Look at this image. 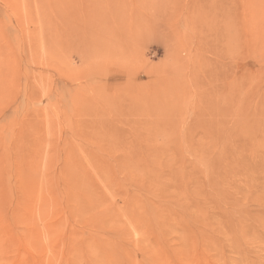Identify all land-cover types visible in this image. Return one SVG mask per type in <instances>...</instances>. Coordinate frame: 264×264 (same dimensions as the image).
I'll list each match as a JSON object with an SVG mask.
<instances>
[{"label": "rangeland", "instance_id": "374dc122", "mask_svg": "<svg viewBox=\"0 0 264 264\" xmlns=\"http://www.w3.org/2000/svg\"><path fill=\"white\" fill-rule=\"evenodd\" d=\"M0 264H264V0H0Z\"/></svg>", "mask_w": 264, "mask_h": 264}]
</instances>
